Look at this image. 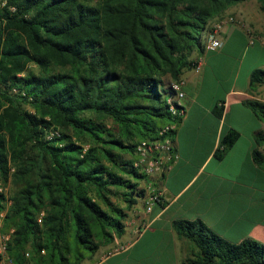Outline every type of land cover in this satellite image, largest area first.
Wrapping results in <instances>:
<instances>
[{"label":"trees","instance_id":"trees-1","mask_svg":"<svg viewBox=\"0 0 264 264\" xmlns=\"http://www.w3.org/2000/svg\"><path fill=\"white\" fill-rule=\"evenodd\" d=\"M242 1L3 0L0 181L19 186L4 218L16 264L28 253L35 263L80 264L84 250L125 234L129 209L147 194L148 176L134 165L138 143L182 122L168 103L172 82L195 68L212 21ZM260 84L262 68L250 76V86ZM245 104L264 121L263 101ZM238 138L227 132L215 156ZM255 139L254 161L264 165V129ZM7 199L0 190V213ZM173 226L190 245L187 264H264V243L254 238L228 241L200 219Z\"/></svg>","mask_w":264,"mask_h":264},{"label":"crops","instance_id":"crops-1","mask_svg":"<svg viewBox=\"0 0 264 264\" xmlns=\"http://www.w3.org/2000/svg\"><path fill=\"white\" fill-rule=\"evenodd\" d=\"M226 13L236 20L222 28L224 46L206 47L202 69L182 78L185 113L175 136L177 157L165 177L156 178L165 204L150 212L135 209L110 250L102 246L87 255L91 264H187L190 245L173 226L178 219H200L234 243H264V165L253 158L255 132L264 121L245 104L264 102V84L250 86L252 72L264 69V13L257 1L234 4ZM216 105L224 107L222 117L214 113ZM231 130L239 138L220 160L215 152ZM259 149L264 153V144ZM26 257L24 264H41ZM0 264L16 262L8 255Z\"/></svg>","mask_w":264,"mask_h":264},{"label":"built area","instance_id":"built-area-1","mask_svg":"<svg viewBox=\"0 0 264 264\" xmlns=\"http://www.w3.org/2000/svg\"><path fill=\"white\" fill-rule=\"evenodd\" d=\"M230 21H235V17L230 16L215 22L210 31L206 35V45L212 49H221L224 46L222 37V28ZM203 60L199 58L195 70L202 69ZM171 88L175 91V95L168 98L170 110L175 117H182L185 113L183 99L185 97L184 81L172 82ZM177 123L166 125L159 130L155 139H144L137 145V158L135 159V167L145 173L148 177H161L175 161L177 152L171 131L176 129ZM1 191L2 188H0ZM164 199L163 190L157 186V182L151 181L147 186V194L144 199L145 210L150 212L154 206L161 204ZM7 208L0 213V255L3 259L8 257L9 243L12 240L14 229L3 231L2 226L7 213ZM41 221V218L39 219Z\"/></svg>","mask_w":264,"mask_h":264},{"label":"rangeland","instance_id":"rangeland-1","mask_svg":"<svg viewBox=\"0 0 264 264\" xmlns=\"http://www.w3.org/2000/svg\"><path fill=\"white\" fill-rule=\"evenodd\" d=\"M246 3H247V1H251V2H255V1H257V0H244ZM2 2H3V0H0V4H2ZM243 2V1H242ZM258 2V1H257ZM230 16H233V15H231V14H228V13H226V11L223 13V15H221V16H219V17H217V18H215L213 21H212V23H211V27H213V24L215 23V22H218V21H220V20H222V19H226V18H228V17H230ZM233 17H235V16H233ZM235 20H236V18H235ZM230 22H234V21H230ZM229 23V22H228ZM107 124H109V125H111V126H113L114 124L112 123V120L111 119H109L108 121H107ZM250 127H247L245 130V132H248L249 130H251V129H249ZM15 169L12 167V169H11V171L13 172ZM151 181H154V182H156V178H154V177H148V180H146V181H144L143 183H142V186L147 190V186H148V184H149V182H151ZM0 188H2V190L6 193V195L8 196V199H7V201H6V208L7 209H9L10 208V206H11V204H12V201H11V197L14 195V193L16 192V190L19 188V186L16 184V182L15 181H13L12 179H10L6 184H4L2 181H0ZM114 200L116 201V202H118L119 204H121L123 207H126V204L125 203H123V201H119L117 198H115L114 197ZM145 201L144 200H141L133 209H129V211H128V213H129V218L127 219V220H129L130 218H132V217H134V215H135V209H139V210H141V211H143V209H145ZM5 208V209H6ZM8 211V210H7ZM45 214V212L43 211V212H41V214L39 215V219L41 218V220H42V217H43V215ZM12 229H14V228H4V223H3V228H2V230L3 231H10V230H12ZM104 248H106L107 250H110L111 249V247H113L112 245H106V246H103ZM43 253L45 252V251H42ZM90 254V252L89 251H87V250H84V255H85V258L81 261V263L80 264H91L92 263V260H86V257H87V255H89Z\"/></svg>","mask_w":264,"mask_h":264}]
</instances>
